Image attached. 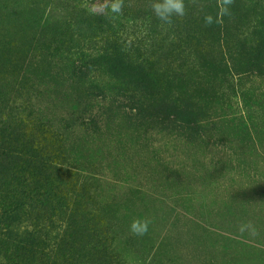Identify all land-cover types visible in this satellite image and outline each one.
<instances>
[{"label":"rangeland","instance_id":"obj_1","mask_svg":"<svg viewBox=\"0 0 264 264\" xmlns=\"http://www.w3.org/2000/svg\"><path fill=\"white\" fill-rule=\"evenodd\" d=\"M111 3L0 0V264H264V0Z\"/></svg>","mask_w":264,"mask_h":264},{"label":"clouds","instance_id":"obj_2","mask_svg":"<svg viewBox=\"0 0 264 264\" xmlns=\"http://www.w3.org/2000/svg\"><path fill=\"white\" fill-rule=\"evenodd\" d=\"M234 0H217V12L213 15L210 12L202 11L204 27H212L222 23L223 17H231V6ZM150 8L154 16L163 24L171 25L174 20H182L188 16V7L185 0H150ZM124 0H112L110 10L113 14H122ZM151 220L147 217H135L129 224V231L135 236L147 234ZM241 234L247 232L249 236H257L258 230L254 223L247 221L239 225Z\"/></svg>","mask_w":264,"mask_h":264},{"label":"trees","instance_id":"obj_3","mask_svg":"<svg viewBox=\"0 0 264 264\" xmlns=\"http://www.w3.org/2000/svg\"><path fill=\"white\" fill-rule=\"evenodd\" d=\"M0 141H2V140H0ZM4 142L5 141H2V143H4ZM15 143L16 142L9 141V142L6 143V145H8V144L14 145ZM12 155H13V153L12 152H9L8 150H4L3 148L0 149V156H1L0 159L7 160L10 157H12ZM20 155L23 156V155H26V154H20ZM49 159H50V161H45L44 160V165L47 166V164H52L53 163L52 158H49Z\"/></svg>","mask_w":264,"mask_h":264}]
</instances>
